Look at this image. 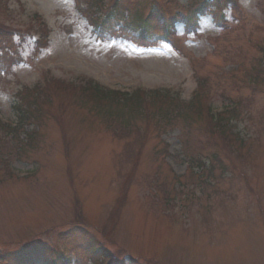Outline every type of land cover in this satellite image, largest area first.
Segmentation results:
<instances>
[{
  "label": "rangeland",
  "instance_id": "rangeland-1",
  "mask_svg": "<svg viewBox=\"0 0 264 264\" xmlns=\"http://www.w3.org/2000/svg\"><path fill=\"white\" fill-rule=\"evenodd\" d=\"M195 1L0 0V119L19 123L0 125V264H264V0H239L226 30L177 23V47L132 25ZM236 101L223 127L209 117Z\"/></svg>",
  "mask_w": 264,
  "mask_h": 264
},
{
  "label": "trees",
  "instance_id": "trees-1",
  "mask_svg": "<svg viewBox=\"0 0 264 264\" xmlns=\"http://www.w3.org/2000/svg\"><path fill=\"white\" fill-rule=\"evenodd\" d=\"M148 20V19H147ZM148 26H149V24H148ZM264 55V54H263ZM96 97H98V96H96ZM129 99L128 98H126V97H122L121 99H117V97H114V99H113V101H128ZM109 108H111V107H109ZM117 111V109H115L114 110V113ZM232 113V112H231ZM230 113V114H231ZM233 113H234V111H233ZM232 113V114H233ZM118 116L119 115H121L122 114V111L121 110H119L118 111V113H116ZM25 115H27L26 116V118L28 117V113H25ZM22 116V115H21ZM111 117H114V115H112ZM23 119V118H22ZM214 122H217V124H218V126L219 127H223V126H221L220 125V123H222L223 122V119H222V117H221V115L218 117V119L217 120H214Z\"/></svg>",
  "mask_w": 264,
  "mask_h": 264
}]
</instances>
